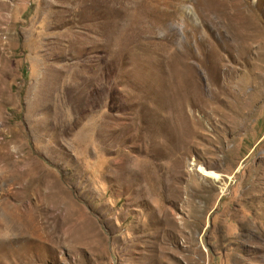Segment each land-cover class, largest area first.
I'll return each mask as SVG.
<instances>
[{
	"label": "rangeland",
	"instance_id": "obj_1",
	"mask_svg": "<svg viewBox=\"0 0 264 264\" xmlns=\"http://www.w3.org/2000/svg\"><path fill=\"white\" fill-rule=\"evenodd\" d=\"M0 264H264V0H0Z\"/></svg>",
	"mask_w": 264,
	"mask_h": 264
}]
</instances>
